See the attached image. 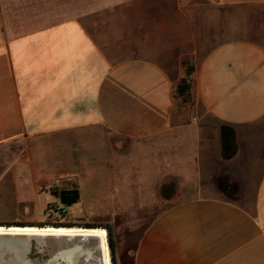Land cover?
<instances>
[{
    "label": "crops",
    "instance_id": "1",
    "mask_svg": "<svg viewBox=\"0 0 264 264\" xmlns=\"http://www.w3.org/2000/svg\"><path fill=\"white\" fill-rule=\"evenodd\" d=\"M82 166L162 201L129 264H264V0H118L24 31L0 9V227H40L9 221L44 212L43 168Z\"/></svg>",
    "mask_w": 264,
    "mask_h": 264
},
{
    "label": "rangeland",
    "instance_id": "2",
    "mask_svg": "<svg viewBox=\"0 0 264 264\" xmlns=\"http://www.w3.org/2000/svg\"><path fill=\"white\" fill-rule=\"evenodd\" d=\"M116 1L118 0H0V9L4 21L10 25L12 30L24 31L46 26L50 22L62 21L69 17L81 16L84 13L97 10L100 6ZM82 155L79 153L80 158ZM72 187L79 190L80 198L77 203L67 207V216L60 220H54L48 216V206L58 201V197L54 196L53 193ZM121 187L123 184L121 185L118 176L114 175L113 172L107 174V171L97 169L96 174H92L89 168L84 167L81 169L70 167L68 170L60 169L58 171L43 168L42 178L37 183V191L42 195L39 204L41 206L43 203L46 205L44 212L41 210L37 211L36 215L22 214L21 208V213L12 216L9 222L17 224L39 223V225L76 223L80 224L78 227L97 226L106 230L107 240L109 229L115 245V262L117 264H129L130 249L143 228L160 210L162 204L160 202L162 201L149 202L143 208L134 209L130 202L114 200L117 199ZM83 198L86 204L85 211L81 205ZM20 202L29 203L31 200ZM93 205L97 209L103 208L104 210L95 211ZM122 208L129 209L124 210ZM97 212H100V215L96 214ZM27 256L29 259L40 261L48 259L47 252H42V248L35 241H32ZM56 264L67 263L59 260Z\"/></svg>",
    "mask_w": 264,
    "mask_h": 264
},
{
    "label": "bare ground",
    "instance_id": "3",
    "mask_svg": "<svg viewBox=\"0 0 264 264\" xmlns=\"http://www.w3.org/2000/svg\"><path fill=\"white\" fill-rule=\"evenodd\" d=\"M32 241L48 259H29ZM111 264L107 232L102 227H0V264Z\"/></svg>",
    "mask_w": 264,
    "mask_h": 264
},
{
    "label": "trees",
    "instance_id": "4",
    "mask_svg": "<svg viewBox=\"0 0 264 264\" xmlns=\"http://www.w3.org/2000/svg\"><path fill=\"white\" fill-rule=\"evenodd\" d=\"M193 68L192 66H186V71H185V76L181 79L179 84L176 87V96L180 98L183 101H186L190 97V88H191V74H192ZM170 190V186L167 185H162L160 187V192L162 196H167L168 191ZM46 225H51L55 227L59 226H66V227H74L78 226L80 224L76 223H50V224H43L40 227L46 226ZM97 226H85L84 228H96ZM108 246L111 251V264H117L115 262V257H114V242L111 237V231L108 229Z\"/></svg>",
    "mask_w": 264,
    "mask_h": 264
},
{
    "label": "water",
    "instance_id": "5",
    "mask_svg": "<svg viewBox=\"0 0 264 264\" xmlns=\"http://www.w3.org/2000/svg\"><path fill=\"white\" fill-rule=\"evenodd\" d=\"M223 141L226 143L228 141V129L223 127L221 129ZM79 190L77 188L71 190H61L59 192L58 201L61 205L65 207H70L77 203L79 200Z\"/></svg>",
    "mask_w": 264,
    "mask_h": 264
},
{
    "label": "built area",
    "instance_id": "6",
    "mask_svg": "<svg viewBox=\"0 0 264 264\" xmlns=\"http://www.w3.org/2000/svg\"><path fill=\"white\" fill-rule=\"evenodd\" d=\"M219 3H227L230 0H216ZM47 215L54 220H60L67 216V207L61 205L58 201L51 203L47 208Z\"/></svg>",
    "mask_w": 264,
    "mask_h": 264
},
{
    "label": "flooded vegetation",
    "instance_id": "7",
    "mask_svg": "<svg viewBox=\"0 0 264 264\" xmlns=\"http://www.w3.org/2000/svg\"><path fill=\"white\" fill-rule=\"evenodd\" d=\"M76 187H72V188H70V189H62V190H71V189H75ZM61 191V190H60ZM59 191V192H60ZM59 192H54L53 194H54V196H56V197H58L59 196Z\"/></svg>",
    "mask_w": 264,
    "mask_h": 264
}]
</instances>
